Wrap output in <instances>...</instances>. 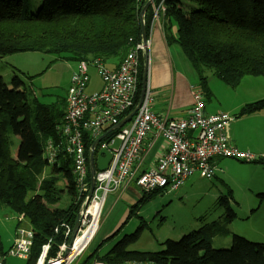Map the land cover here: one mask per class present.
Returning a JSON list of instances; mask_svg holds the SVG:
<instances>
[{
  "label": "trees",
  "instance_id": "obj_1",
  "mask_svg": "<svg viewBox=\"0 0 264 264\" xmlns=\"http://www.w3.org/2000/svg\"><path fill=\"white\" fill-rule=\"evenodd\" d=\"M161 1L163 13L176 20L174 41L196 73V89L209 93L208 72L231 87L247 75L264 76V0H153V4L157 6ZM27 2L0 0V56L37 51L73 61L75 66L80 61H98L107 67L106 60L121 61L141 41L139 12L144 2L40 0L35 12H27ZM150 16L152 7L148 6L147 34ZM171 41L169 38L168 42ZM142 72L140 66L135 103L140 97ZM262 109L264 97L241 106L237 116ZM65 110L66 96L44 103L30 97L18 76L12 78L10 86L0 76V202L22 215L27 228L33 231L25 264H35L46 243L50 244L47 257H54L58 245L66 239L64 225L72 227L75 222L80 200L75 192L72 162L63 152L55 154L52 163L44 157L47 144H56L61 138L59 128ZM116 131L102 141L111 139ZM15 137L20 142L13 157ZM94 140L84 133L85 154ZM257 161L264 165V157ZM61 180L64 188L58 185ZM64 193L68 202L57 206ZM144 199L145 195L135 203V208ZM229 199L230 192L217 199V205L225 210L223 220L204 224L178 240L165 239L159 251L127 249L139 237L143 228L140 224L104 254L100 255L95 248L81 264L93 259L114 264H264V243L237 235L232 236L228 248L213 250L205 257L200 255L202 250L211 249L215 236L229 233L228 225L236 217ZM23 220L17 219L16 227ZM69 239L70 236L66 240Z\"/></svg>",
  "mask_w": 264,
  "mask_h": 264
},
{
  "label": "built area",
  "instance_id": "obj_2",
  "mask_svg": "<svg viewBox=\"0 0 264 264\" xmlns=\"http://www.w3.org/2000/svg\"><path fill=\"white\" fill-rule=\"evenodd\" d=\"M136 1L143 3L147 0ZM161 4L162 1L154 6V16ZM143 53V45L135 44L113 69L98 61L76 63L66 91V110L59 128L61 138L56 144H47L44 157L48 163L54 161L58 152L70 158L75 192L80 200L75 216L78 225L73 231L74 225L65 224L64 235L66 239L70 236V239L58 245L55 256L49 258L50 244H44L35 264H74L81 252L89 249L95 237L105 199L129 182L134 181L145 195L161 190L171 192L195 173L211 178L217 171L212 163L214 158H234L246 162L256 160L251 153L230 144L229 128L233 117L222 112L205 113L203 96L198 89L192 91L190 111L182 118H163L153 113L150 109L152 99L145 89L143 100L130 120L115 130L117 133L111 139L98 143L96 152L106 148L111 157L106 169H95L93 190L87 199L90 187L89 155L84 151L83 135L88 133L96 139L137 106L135 96ZM89 65L95 67L102 80V88L91 93L86 92L90 80ZM148 135L153 140L163 141L166 148L155 162L141 168V145ZM115 138L119 140L117 146H114ZM21 219L22 215H19L18 220ZM90 228L92 232L84 238ZM82 238L84 242L75 252L76 244ZM32 242L33 231L17 226L7 254L27 259ZM3 260L4 257L0 258V264H4ZM91 264L114 263L94 259Z\"/></svg>",
  "mask_w": 264,
  "mask_h": 264
},
{
  "label": "rangeland",
  "instance_id": "obj_3",
  "mask_svg": "<svg viewBox=\"0 0 264 264\" xmlns=\"http://www.w3.org/2000/svg\"><path fill=\"white\" fill-rule=\"evenodd\" d=\"M39 5L40 0H28L27 12H35ZM163 6L162 3L160 7ZM154 17L152 9L151 20H154ZM175 22L173 18V23ZM71 66V61L37 51L0 56V76L3 81L10 86L12 78L15 75L18 76L30 97H37L44 103H50L56 96L64 94L70 84ZM206 86L209 93H202L205 107L208 109L214 107L225 113L228 112L234 120L241 106L264 97V76L247 75L237 86L231 87L212 72H208ZM252 118L254 117L243 119L246 120L243 121L244 130L253 126L254 122L250 123ZM258 125L264 126L259 122ZM244 140L251 143V139ZM117 145L115 141L114 146ZM16 151V146H13L11 148L13 157L16 156ZM225 161H230L227 170L222 166L225 174L206 178L195 173L176 191L161 190L148 195L149 199L142 206L141 216L129 218L117 236H114L115 242L131 234L140 224H143L139 237L136 241L129 243L127 249L159 251L163 249L161 243L165 239L178 240L201 225L223 220L226 217L225 210L217 205V198L231 192L232 198L229 205L236 217L228 225L229 233L212 239L211 249L202 250L200 255L205 257L213 250L228 248L233 235L244 237L254 243H264V165L233 159H225ZM58 185L64 188V181H59ZM67 202L68 195L64 193L57 206L63 207ZM78 208L79 205L77 210ZM16 224V213L0 202V258L4 257V264L26 263V259L7 254L14 239ZM21 226L27 227L28 223L24 220ZM94 240L90 242L89 248L98 244ZM110 242L112 243L107 239L103 246L98 248L97 253L104 254L112 247L113 244ZM89 253V249H85L74 264H81ZM93 260L87 264H91Z\"/></svg>",
  "mask_w": 264,
  "mask_h": 264
},
{
  "label": "crops",
  "instance_id": "obj_4",
  "mask_svg": "<svg viewBox=\"0 0 264 264\" xmlns=\"http://www.w3.org/2000/svg\"><path fill=\"white\" fill-rule=\"evenodd\" d=\"M150 6L153 10L154 6L156 7V5H152V3ZM163 11L164 6L160 7L157 10V15L154 17L155 19L150 20V23L148 25L146 89L148 90L152 99L150 101V109L153 113L163 118H182L185 117L190 111L192 91L196 88L197 76L191 64L184 56L179 45L174 41L177 38V23H173V18L166 16ZM169 38L172 40L171 42H168ZM139 43H141V41ZM119 62L120 61L118 58H110L105 61V65L108 68L113 69L118 66ZM143 63L144 55L141 59L142 68ZM71 65L72 66L70 69L72 74L75 69V62L71 61ZM88 73L90 80L86 88V92L91 93L100 90L102 88V80L98 76L93 65H89ZM244 78L245 77H243V79ZM66 91L67 88L65 89L63 95L56 96V98L53 99V101H51L50 103L54 102L58 97L65 98ZM204 111L207 114H214L219 112L225 113L214 107H211L209 109L206 108L205 101ZM248 117H254L250 122H254V124L253 126H250L249 128L244 130L243 121L246 120L243 119H248ZM258 122L261 125H264V109L255 113H251L249 115L237 116L236 119L233 120L229 128L230 144L241 151H247L251 153L256 158L255 161L251 162L257 163H259L257 161L258 159L264 157V126L258 125ZM244 139H251V143L246 142ZM115 141L119 143L118 138H115ZM19 142L20 138L15 137L14 146H16V148ZM165 148L166 144L163 141L153 140L151 136L148 135L141 145V151L139 155L141 160V168H144L146 165L155 162L156 159H158V157H160L164 152ZM225 159H233L239 162H246L234 158H214L212 160V163L217 168V171L212 177H218L222 173L225 174L222 166L227 170L230 164V161H225ZM143 195L145 194L141 193L139 187L133 181L129 182L125 187L113 192L105 199L104 205L101 209V217L99 219L100 229L98 227V230L96 231L94 237L98 244L96 246H91V248H89L90 252H92L95 248L98 249L100 246H103L104 242L107 239L112 241V243L110 242L111 244H114V239L116 238L114 236H117L119 231L122 229V226L126 224L129 218H131L132 216H141L140 212L142 206L144 202L149 199L147 196L150 194L145 195L146 199H144V202L140 205L141 207L139 206L138 208H135V203L138 202ZM225 195H227V193L221 196ZM228 201H230V199ZM18 218L19 215H17V219ZM21 220H23V217Z\"/></svg>",
  "mask_w": 264,
  "mask_h": 264
},
{
  "label": "water",
  "instance_id": "obj_5",
  "mask_svg": "<svg viewBox=\"0 0 264 264\" xmlns=\"http://www.w3.org/2000/svg\"><path fill=\"white\" fill-rule=\"evenodd\" d=\"M153 0H147L139 13V22H140V36H141V44L143 45V55H144V63L142 68V78H141V89H140V97L139 101L137 103V106L131 110L124 118L120 120V122L111 127L109 130L98 136L91 144L89 151H88V168H89V178H90V187L89 192L87 194V199L91 196L92 190H93V183H94V171L97 170H104L106 169L109 160H110V152L106 148H100L96 153V158L94 157V154L97 150V145L100 141L105 139V137L114 132L115 130H118L121 128L126 122L130 120V118L135 113L138 106L141 104L143 100V96L145 93L146 85H147V58H148V43H147V33L145 29V21H144V13L148 6L151 5ZM78 225V220L76 219L73 226V231H75L76 227ZM71 241V240H70Z\"/></svg>",
  "mask_w": 264,
  "mask_h": 264
},
{
  "label": "bare ground",
  "instance_id": "obj_6",
  "mask_svg": "<svg viewBox=\"0 0 264 264\" xmlns=\"http://www.w3.org/2000/svg\"><path fill=\"white\" fill-rule=\"evenodd\" d=\"M91 232H92V228H90V229L86 232L84 238L88 237V235H89ZM84 238L78 240V242H77V244H76V247H75V252L78 251V250L80 249V247L82 246V244H83V242H84Z\"/></svg>",
  "mask_w": 264,
  "mask_h": 264
}]
</instances>
